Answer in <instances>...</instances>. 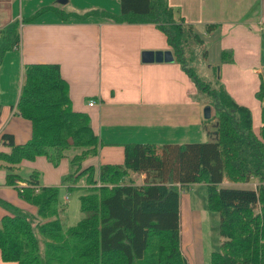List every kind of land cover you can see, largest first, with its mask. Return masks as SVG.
<instances>
[{
  "label": "trees",
  "instance_id": "16d2710c",
  "mask_svg": "<svg viewBox=\"0 0 264 264\" xmlns=\"http://www.w3.org/2000/svg\"><path fill=\"white\" fill-rule=\"evenodd\" d=\"M55 11L63 19L78 16ZM94 12L115 22L152 23L163 32L173 60L198 90L215 98L216 138L160 146L129 142L123 145V163L83 165L101 144L88 115L69 106L67 83L57 64H25L16 109L30 121L31 134L20 144L10 134H2L9 150L0 149V167L6 171L5 184L34 205L36 214L0 199V206L11 212L0 218L1 259L16 264H186L179 191L204 183L206 207L219 214L221 238L207 264H264L262 90L256 93L262 104L257 135L250 109L237 103L222 85L214 87L199 78L187 65L203 40L167 0H120L118 13L95 10L83 16ZM228 52L222 50V60L231 58ZM68 150L73 152L75 166L63 177V184L69 191L83 180L89 188L78 197L85 215L64 227L56 208L57 186L40 185L37 170L23 178L17 166L38 156L57 165ZM131 173L145 174L144 180L136 183ZM224 178L241 183L255 179L256 184L253 188L219 186ZM23 180V185L17 184Z\"/></svg>",
  "mask_w": 264,
  "mask_h": 264
},
{
  "label": "crops",
  "instance_id": "0c3cea01",
  "mask_svg": "<svg viewBox=\"0 0 264 264\" xmlns=\"http://www.w3.org/2000/svg\"><path fill=\"white\" fill-rule=\"evenodd\" d=\"M167 1L203 42L218 39L217 45L208 46L202 54L206 68L237 103L255 111L253 131L258 135L262 104L256 93L261 89L264 94V0ZM56 9L78 16L63 19ZM95 10L118 13L120 0H0L1 150H9L3 133L10 134L16 144L30 138L31 123L17 113L16 102L23 67L33 62L59 66L67 83L69 106L86 113L98 135L97 154L83 165L121 164L123 145L129 142L179 144V130L203 126V117L212 116L210 109L209 116H204L203 103L193 98L198 89L178 63L141 60L144 50L171 51L163 32L152 23L115 22L95 12L83 16ZM207 25H211L208 30ZM222 50L229 51L231 58L222 60ZM211 120L216 122V113ZM66 158L57 165L44 156L23 160L17 172L37 170L40 178L42 173L44 176L40 185L60 184L67 190L60 178L66 169L57 172ZM5 173L0 167V199L35 215L36 207L23 200L15 187L5 184ZM131 176L141 183L145 174ZM22 183L25 180L19 181ZM251 183L255 186L256 180ZM83 185L89 188L84 181ZM181 200L180 240L186 264H207L214 249L206 252L203 245L206 211L190 206L188 194L183 206ZM10 213L0 206V218ZM0 264L16 263L3 261L0 255Z\"/></svg>",
  "mask_w": 264,
  "mask_h": 264
},
{
  "label": "rangeland",
  "instance_id": "374dc122",
  "mask_svg": "<svg viewBox=\"0 0 264 264\" xmlns=\"http://www.w3.org/2000/svg\"><path fill=\"white\" fill-rule=\"evenodd\" d=\"M218 39L214 38L213 42L212 40H205L203 44H201L199 47L196 48L195 54L190 58L188 61V66L192 67L195 70V73L201 78L202 80L209 82L212 86L216 87L218 83H215L213 74L206 68V63L202 57V52L210 46L217 45ZM212 58V51L211 55L208 59V61ZM208 63V62H207ZM199 94H196L193 98H198L203 103V112L206 108H209L211 110L212 116L210 118H204L203 117V126H199L198 128H195L193 130H190L191 128H186L179 130L177 132L178 138L177 142L187 143V142H202V141H213L216 138V122H213L211 119L215 115L216 111V100L214 97L198 90ZM251 116L253 120L255 121V111H251ZM199 128L204 130V132L199 131ZM205 129H207L205 131ZM67 154H71L69 157ZM66 160L63 162L57 169V172L59 169H66V171L63 173V176L61 178V184H63V177L67 175L70 172H73L74 166L73 161H71V156L73 155V152L71 150H68L65 152ZM41 171L42 169L36 168ZM22 176L25 178L28 177V175L31 173L30 170L21 169V171H18ZM43 173L40 178V184L41 179L43 178ZM252 181H255V179L250 180V182L241 183V182H231L227 179H223L222 183L219 186L222 187H239V188H253L254 185L251 183ZM58 189V195H57V203L56 208L58 209L59 218L62 222L64 227H69L74 225L78 220H80L85 214L80 211L79 207V199L78 197L81 194H84L87 192L86 185H83V180H80L77 184L73 185L72 188L67 191L66 189L63 190L62 185L57 186ZM180 198L182 197L181 204L183 206L184 200L183 198L186 197L188 194L190 196V206L194 208H202L204 211H206V221L203 224L202 229V237H203V245L206 248V252L214 249L218 250L219 244H217V239L219 240V214L216 211L209 210L206 207V185L204 183H195L190 184L187 187H183L182 190L179 191ZM185 195V196H182ZM66 196V197H65ZM44 243L41 242V248L43 249ZM213 246V247H211Z\"/></svg>",
  "mask_w": 264,
  "mask_h": 264
},
{
  "label": "water",
  "instance_id": "95a60500",
  "mask_svg": "<svg viewBox=\"0 0 264 264\" xmlns=\"http://www.w3.org/2000/svg\"><path fill=\"white\" fill-rule=\"evenodd\" d=\"M141 60L143 62H161V61H171L173 60V56L171 51L169 50H144L141 53ZM205 117L209 116V108H206L203 112Z\"/></svg>",
  "mask_w": 264,
  "mask_h": 264
},
{
  "label": "built area",
  "instance_id": "2783aa9c",
  "mask_svg": "<svg viewBox=\"0 0 264 264\" xmlns=\"http://www.w3.org/2000/svg\"><path fill=\"white\" fill-rule=\"evenodd\" d=\"M93 104V101L92 100H90L89 101V105H92ZM23 184V183H22ZM22 184H19V182H18V185H22Z\"/></svg>",
  "mask_w": 264,
  "mask_h": 264
}]
</instances>
